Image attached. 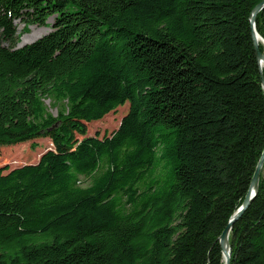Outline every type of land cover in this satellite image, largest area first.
<instances>
[{
	"label": "trees",
	"instance_id": "trees-1",
	"mask_svg": "<svg viewBox=\"0 0 264 264\" xmlns=\"http://www.w3.org/2000/svg\"><path fill=\"white\" fill-rule=\"evenodd\" d=\"M262 1L0 0V146L53 144L0 166V264H226L264 152ZM229 242L264 264V166Z\"/></svg>",
	"mask_w": 264,
	"mask_h": 264
},
{
	"label": "rangeland",
	"instance_id": "rangeland-1",
	"mask_svg": "<svg viewBox=\"0 0 264 264\" xmlns=\"http://www.w3.org/2000/svg\"><path fill=\"white\" fill-rule=\"evenodd\" d=\"M73 8L74 7L70 5L69 9ZM53 22L54 16H51L48 19L47 25H31L29 27V31L24 32V24L20 20H17L16 23L18 25V32L20 33L19 43L27 44L39 39L52 29L51 25ZM45 102L48 110L56 115L58 113V108L53 105V101L51 99H47ZM128 110L129 102L123 106H120L115 111L108 113L100 120L88 122L87 135H99V137L110 135L119 127L122 118L125 116ZM79 137L83 138L84 136ZM33 146H35V148H33ZM52 147L53 144L49 138H38L17 145L0 146V166L9 165L11 168H13L23 164L37 162L40 155Z\"/></svg>",
	"mask_w": 264,
	"mask_h": 264
},
{
	"label": "water",
	"instance_id": "water-1",
	"mask_svg": "<svg viewBox=\"0 0 264 264\" xmlns=\"http://www.w3.org/2000/svg\"><path fill=\"white\" fill-rule=\"evenodd\" d=\"M262 8H264V0L260 4H258L256 6V8L254 9L251 20H252V27H253V35H254V40H255L256 53H257L258 59L260 60L261 64L264 65V53H262L259 50V40H264V39L261 37V35L256 30V23H255L256 15ZM22 45H24V44L19 43V47ZM263 166H264V152H263V154H262V156L258 162V165L256 167V170H255L252 182H251L250 190H249L243 204L240 206V208L232 216V218L230 219L226 229L224 230V232L220 236L221 245L223 248V253H224L225 260H226V264H231V245L229 242V234H230L231 228H232L233 224L243 214L245 209L249 206V204L251 203L253 198L256 196V194L258 192V188H259V181H260Z\"/></svg>",
	"mask_w": 264,
	"mask_h": 264
}]
</instances>
